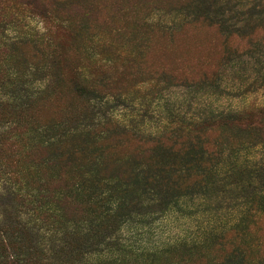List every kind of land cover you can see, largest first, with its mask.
Listing matches in <instances>:
<instances>
[{
  "label": "rangeland",
  "instance_id": "1",
  "mask_svg": "<svg viewBox=\"0 0 264 264\" xmlns=\"http://www.w3.org/2000/svg\"><path fill=\"white\" fill-rule=\"evenodd\" d=\"M74 58L81 81L98 89L86 114L128 129L106 147L147 152L141 136L182 135V120L264 109V0H0V97L52 91ZM256 120V130L246 122L209 130V148L221 153L201 187L164 211L151 202L138 209L86 259L159 254L183 243L210 250L215 237L240 227L249 196L264 195V111ZM181 140L162 149L179 153ZM5 171L0 201L15 209L1 193L2 183H14ZM255 227L264 240V215ZM238 240L227 236L223 251Z\"/></svg>",
  "mask_w": 264,
  "mask_h": 264
},
{
  "label": "trees",
  "instance_id": "2",
  "mask_svg": "<svg viewBox=\"0 0 264 264\" xmlns=\"http://www.w3.org/2000/svg\"><path fill=\"white\" fill-rule=\"evenodd\" d=\"M54 57L64 66L62 57ZM78 61L72 60L69 74L58 75L52 91L46 87L27 97H0V168L5 166L14 181L2 183L1 193L19 204L14 209L0 201V264H264V240L255 227L264 215V195L258 202L247 197L240 227L215 237V251L214 245L207 250L183 243L159 254L86 259L138 209L151 202L164 211L175 198L198 190L221 153L209 148L207 132L230 124L241 130L244 122L256 130L264 109L182 120V135L141 136L150 145L147 152L111 150L106 145L118 144L128 129L111 117L86 114L98 89L81 81ZM178 138L179 153L162 149ZM232 235L239 240L224 252V239ZM177 249L181 253L174 256Z\"/></svg>",
  "mask_w": 264,
  "mask_h": 264
}]
</instances>
